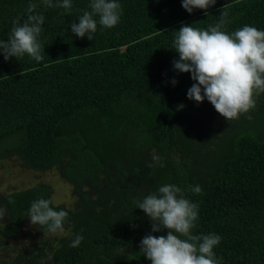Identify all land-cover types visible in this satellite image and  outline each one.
Wrapping results in <instances>:
<instances>
[{
  "label": "trees",
  "instance_id": "16d2710c",
  "mask_svg": "<svg viewBox=\"0 0 264 264\" xmlns=\"http://www.w3.org/2000/svg\"><path fill=\"white\" fill-rule=\"evenodd\" d=\"M62 2L0 0V40L26 19L29 4L45 17L41 61L0 55V159L56 168L79 200L74 209L54 205L44 184L0 196L7 238L30 221L38 199L68 212L57 244L47 238L0 264H151L141 240L167 233L152 232L138 202L165 184L199 205L192 235L221 237L218 264H264V93L254 94L253 109L225 120L207 99L187 98L195 81L173 67L182 25L209 30L224 20L220 30L229 35L245 25L264 31V0H216L192 13L182 0H117L118 24L106 28L94 17L93 40L71 31L91 0H71L70 9L56 6ZM196 185L201 194L190 191ZM77 235L83 240L72 248Z\"/></svg>",
  "mask_w": 264,
  "mask_h": 264
},
{
  "label": "clouds",
  "instance_id": "9594fccd",
  "mask_svg": "<svg viewBox=\"0 0 264 264\" xmlns=\"http://www.w3.org/2000/svg\"><path fill=\"white\" fill-rule=\"evenodd\" d=\"M44 3L47 7L53 6L52 0H44ZM215 3L216 0H182V7L192 13L193 9L207 10ZM56 6L70 9L71 0H63ZM36 7V4H29L26 19L22 22L21 18L14 20L7 41L0 40V55L4 60L22 58L25 54L37 62L43 59L44 48L38 37L43 31L45 17L33 14ZM89 7L91 11H85L78 23L71 24L76 37L93 40L97 31L96 16L99 24L106 28L118 24L121 5L117 0H91ZM224 23L221 20L209 30L182 25L174 40L179 59L173 61V67L178 72L190 73L195 81L187 91L189 100L201 103L207 99L225 120H233L255 107L254 94L264 93V31L245 25L229 35L220 30ZM176 82L172 81L173 84ZM162 159L152 156L156 162ZM190 191L201 194L202 188L196 185ZM198 207L174 184L160 186L157 192L138 202V208L151 221L152 232L167 233L158 237L148 234L141 240V252L151 264H218L213 249L221 237L217 234L202 237L191 234L190 230L198 219ZM2 215L3 210H0ZM28 215L31 224L47 225L51 233L63 232L68 218L67 211L54 210L50 201L43 198L31 204ZM82 240L83 236L77 235L69 246L76 248Z\"/></svg>",
  "mask_w": 264,
  "mask_h": 264
},
{
  "label": "rangeland",
  "instance_id": "374dc122",
  "mask_svg": "<svg viewBox=\"0 0 264 264\" xmlns=\"http://www.w3.org/2000/svg\"><path fill=\"white\" fill-rule=\"evenodd\" d=\"M42 184L51 188L52 204L63 205L68 209L75 208L79 196L74 192L73 185L56 168L36 170L27 167L13 155L0 159V196ZM0 210H3V215L0 216V225H7L8 217L5 208L0 206ZM63 234L64 231L42 233L30 221L24 223L13 238L3 237L0 234V262L2 259H10L14 255L24 258L27 251L43 244L47 238H51V242L57 244L56 237L61 238Z\"/></svg>",
  "mask_w": 264,
  "mask_h": 264
}]
</instances>
